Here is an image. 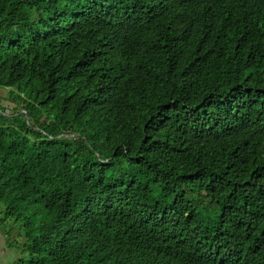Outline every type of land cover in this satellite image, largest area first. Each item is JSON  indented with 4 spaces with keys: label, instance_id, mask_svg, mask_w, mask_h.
<instances>
[{
    "label": "trees",
    "instance_id": "16d2710c",
    "mask_svg": "<svg viewBox=\"0 0 264 264\" xmlns=\"http://www.w3.org/2000/svg\"><path fill=\"white\" fill-rule=\"evenodd\" d=\"M0 89L16 264H264V0H0Z\"/></svg>",
    "mask_w": 264,
    "mask_h": 264
},
{
    "label": "rangeland",
    "instance_id": "374dc122",
    "mask_svg": "<svg viewBox=\"0 0 264 264\" xmlns=\"http://www.w3.org/2000/svg\"><path fill=\"white\" fill-rule=\"evenodd\" d=\"M14 96L17 95L7 90L5 101ZM0 109L3 108L0 107ZM13 109L10 110V113ZM0 207L2 206L0 205ZM3 217L4 215L1 212L0 220ZM20 232L19 225L12 220L0 223V264H16L20 258H24V253H21L22 233L20 234Z\"/></svg>",
    "mask_w": 264,
    "mask_h": 264
},
{
    "label": "crops",
    "instance_id": "0c3cea01",
    "mask_svg": "<svg viewBox=\"0 0 264 264\" xmlns=\"http://www.w3.org/2000/svg\"><path fill=\"white\" fill-rule=\"evenodd\" d=\"M6 92L7 90L0 89V105H2L0 107L3 108L6 112H9L15 106L12 105L11 101H9L10 98H8V100L5 101ZM0 237H1V234H0Z\"/></svg>",
    "mask_w": 264,
    "mask_h": 264
}]
</instances>
